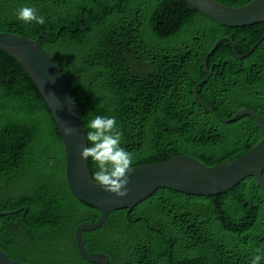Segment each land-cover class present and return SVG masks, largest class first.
I'll use <instances>...</instances> for the list:
<instances>
[{
    "label": "trees",
    "instance_id": "trees-1",
    "mask_svg": "<svg viewBox=\"0 0 264 264\" xmlns=\"http://www.w3.org/2000/svg\"><path fill=\"white\" fill-rule=\"evenodd\" d=\"M241 8L254 0H215ZM32 7L43 24L16 18ZM0 33L45 36L82 114L114 116L132 168L189 156L208 167L234 161L262 139L264 24L232 29L182 0H0ZM215 113L196 99L194 89ZM92 174L95 165L89 160ZM26 209L28 211L26 212ZM0 249L27 264H91L75 233L101 213L79 201L66 179V154L53 116L18 61L0 50ZM89 253L110 264H251L264 252V193L254 178L218 197L159 189L132 212L112 213L84 233ZM264 264V260L260 262Z\"/></svg>",
    "mask_w": 264,
    "mask_h": 264
},
{
    "label": "water",
    "instance_id": "water-1",
    "mask_svg": "<svg viewBox=\"0 0 264 264\" xmlns=\"http://www.w3.org/2000/svg\"><path fill=\"white\" fill-rule=\"evenodd\" d=\"M207 19L219 26L239 29L264 24V0H254L241 8H230L215 0H182ZM45 36L36 40L0 33V50L20 63L31 77L45 100L57 125L66 154V179L72 194L82 203L98 210L101 215L96 222L80 224L75 233L76 246L81 257L91 264H110V258L102 253H89L83 239L84 233L99 230L109 216L120 210L132 212L138 205L153 196L159 189H166L187 196L218 197L235 188L247 179L254 178L264 193V122L252 110L242 109L233 118L220 119L214 110L194 89L196 99L210 112L215 113L223 124H230L236 118L249 116L261 132V141L242 157L208 167L189 156L173 157L160 164L132 168L129 194L120 199L94 186L91 179L89 160H81L80 152L86 146L82 112L55 61L43 48ZM228 41L239 59L249 57L264 42L263 37L245 56H240L231 38H222L204 58L207 76L197 86L207 83L211 77L207 60L220 45ZM64 126L75 128L71 135H64ZM28 209H26V212ZM14 213L0 212V218ZM0 264H27L11 260L0 249Z\"/></svg>",
    "mask_w": 264,
    "mask_h": 264
},
{
    "label": "clouds",
    "instance_id": "clouds-1",
    "mask_svg": "<svg viewBox=\"0 0 264 264\" xmlns=\"http://www.w3.org/2000/svg\"><path fill=\"white\" fill-rule=\"evenodd\" d=\"M16 18L24 23L35 21L43 24L44 18L32 7L20 8ZM84 132L86 146L80 152L81 160H90L96 167L91 179L94 186L117 198H126L129 194L130 173L134 156L122 146V133L114 116L97 115L90 119ZM75 128L64 126L63 133L68 136ZM264 252L252 257L251 264H260Z\"/></svg>",
    "mask_w": 264,
    "mask_h": 264
}]
</instances>
